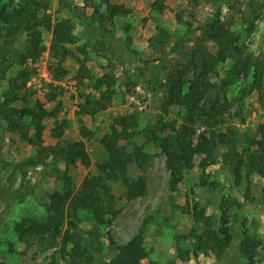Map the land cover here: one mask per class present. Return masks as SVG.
I'll return each instance as SVG.
<instances>
[{
	"label": "rangeland",
	"instance_id": "rangeland-1",
	"mask_svg": "<svg viewBox=\"0 0 264 264\" xmlns=\"http://www.w3.org/2000/svg\"><path fill=\"white\" fill-rule=\"evenodd\" d=\"M65 22L73 41L56 43ZM38 105L41 132L19 113ZM123 116L136 127L114 163L100 140ZM150 131L212 149L172 186ZM75 142L87 159L68 164ZM263 161L264 0H0V264H112L136 238L140 264H264ZM64 176L71 196L105 178L101 220L56 208Z\"/></svg>",
	"mask_w": 264,
	"mask_h": 264
},
{
	"label": "trees",
	"instance_id": "trees-1",
	"mask_svg": "<svg viewBox=\"0 0 264 264\" xmlns=\"http://www.w3.org/2000/svg\"><path fill=\"white\" fill-rule=\"evenodd\" d=\"M118 9L119 8L114 5L108 6V12L112 13L113 15ZM82 23L91 31V33H96V29L91 24V22L83 20ZM24 29L29 38L28 49L31 51L30 53L35 56L39 43V33L34 30L33 25L26 24ZM55 37L57 39L56 43L59 44L64 41H73V36L70 34L68 22H65L57 27ZM98 83L99 85H105L107 88L109 86L107 82L100 81ZM176 98L178 99V96ZM19 113L25 115L26 117L29 116L31 119H33V124L37 130L41 132L42 128L40 126V120L43 117L42 113H44V109L41 105H38L36 109L23 108L19 111ZM113 122L114 123L111 125L110 133L104 134L100 141L108 159L114 163H121L126 154V144H122L120 140H125L127 136L134 133V129L136 127V118L134 116L116 117ZM149 134L153 145L156 148L168 153L169 155V171L171 175L172 186H175L181 181L184 170L192 161L193 153L196 152L209 155L213 144V138H210L209 140L203 139L200 144L194 147L193 152H191V141L185 138V133L175 132L174 135L161 137L157 136L154 131H150ZM52 150L53 149L51 147L38 150L34 157L28 160L29 164L37 165L41 163L44 158L48 157L49 154L52 153ZM60 152L64 157L65 162L68 164H74L77 161L87 159V154L84 151L83 144L81 142H75L66 150ZM262 166L264 169V161L262 162ZM98 167L100 170H103L102 165H98ZM108 175L109 174H107V176ZM104 182H106L105 178L99 176L94 177L90 180H87L85 184L77 191V193L71 196L70 191L65 192V190L68 189L70 182L68 177L64 176V192L54 193L51 196V200L54 204H56V208L60 212L63 211L65 203L68 202L72 209L80 208L86 210L92 215L93 219L99 221L102 219L104 207L107 205H105V203L102 201L103 199L100 198L101 196L98 191V188L104 187ZM26 221L27 220H23L22 223L26 224ZM38 226V222H28L26 227H28L29 230L38 232ZM69 226L71 229H76L77 227L76 224L71 220L69 221ZM139 241L140 238H136L134 241H132L125 250L121 251L117 257L112 260V264H140V261L146 257V253L140 246ZM64 257H68V264H81V262L74 256L65 255Z\"/></svg>",
	"mask_w": 264,
	"mask_h": 264
}]
</instances>
